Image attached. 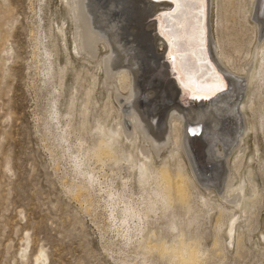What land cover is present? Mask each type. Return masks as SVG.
<instances>
[{"label": "bare ground", "instance_id": "1", "mask_svg": "<svg viewBox=\"0 0 264 264\" xmlns=\"http://www.w3.org/2000/svg\"><path fill=\"white\" fill-rule=\"evenodd\" d=\"M62 1L72 51L92 62L94 70L80 66L81 79L91 75V81L85 80L80 102L70 97L66 111L60 112L56 94L50 97L46 123L81 177L76 190L101 199L109 226L133 250L134 257L124 256L119 264H224L254 214L250 167L237 177L236 162L252 130L248 87L252 80L257 87L264 81V0H234L236 10L227 16L225 8L219 15L226 28L228 17L234 23L240 10L254 34L246 68L235 71L225 66L233 58L216 55L211 46L210 0H183L184 7L175 12L172 0ZM165 11L169 16L161 18ZM232 45L239 53L238 35ZM39 55L44 84L53 83L51 50L44 46ZM217 77L226 89L213 95ZM205 95L212 97L191 99ZM76 114L80 117L73 123ZM75 131L73 151L69 139ZM92 159L99 163L97 174L87 167ZM107 172L120 184L106 181ZM193 184L206 193L193 195ZM213 213L214 249L196 232L198 217ZM46 259L41 249L34 256L41 264Z\"/></svg>", "mask_w": 264, "mask_h": 264}, {"label": "rangeland", "instance_id": "2", "mask_svg": "<svg viewBox=\"0 0 264 264\" xmlns=\"http://www.w3.org/2000/svg\"><path fill=\"white\" fill-rule=\"evenodd\" d=\"M210 1V43L216 55L222 52L233 58L225 64L233 71L249 62L254 34L240 10L234 23L229 16L226 28L222 27L219 15L226 8L228 16L235 8L234 0H230L231 5L229 0ZM65 18L62 0H0V264H41L34 262L40 249L47 255L46 264H119L122 257L130 255L127 259H132L135 255L109 226L101 199L93 194L81 195L84 190H76L81 177L72 171V162L47 127L48 103L53 95L56 94L60 112L66 111L70 97L80 102L88 84L85 80L91 81V75L81 79L80 66L94 70L92 62L72 51L69 24L63 23ZM236 35L241 43L239 53L232 45ZM44 46L51 50L54 61L53 83L49 84H44V65L39 61ZM253 82L249 87L246 85L253 90V111L246 109L252 130L244 136L246 149L236 162V175L246 173L250 167V183L255 189L254 214L249 227L227 253L224 264H264V81L259 82V87ZM52 86L59 87L60 92H54ZM95 96L100 103L103 95L99 89ZM93 113L96 115L99 109ZM79 117L76 114L73 123ZM75 132L69 139L73 151L77 142ZM98 166L92 159L87 167H93L97 174ZM113 168L117 171V165ZM104 169L107 171L108 167L105 165ZM111 177V172H107L104 179L114 181L113 185L120 184L117 176L112 180ZM209 185L212 184L205 186ZM132 188H137L136 183ZM190 190L197 196L206 193L205 188L196 184ZM191 201L195 203L196 198ZM176 208L184 213L179 202ZM210 215L198 217L196 232L204 246L214 249L215 214ZM207 263L216 264L212 260Z\"/></svg>", "mask_w": 264, "mask_h": 264}, {"label": "snow or ice", "instance_id": "3", "mask_svg": "<svg viewBox=\"0 0 264 264\" xmlns=\"http://www.w3.org/2000/svg\"><path fill=\"white\" fill-rule=\"evenodd\" d=\"M172 4L175 5L174 8H172V11L175 12L177 10H180L184 7V3H183V0H172ZM169 16V12L165 11V12H162L160 14V17L163 18V17H167ZM161 34L164 35V31L161 30ZM169 55H171V52L169 53ZM175 58L173 57V60ZM226 88V84L223 82V80L219 77H217V80L215 82V84L212 86V89H210L211 93L213 95H215L217 92H222L224 91ZM198 99L200 98L199 96L197 97ZM205 99H207V95L204 96Z\"/></svg>", "mask_w": 264, "mask_h": 264}, {"label": "water", "instance_id": "4", "mask_svg": "<svg viewBox=\"0 0 264 264\" xmlns=\"http://www.w3.org/2000/svg\"><path fill=\"white\" fill-rule=\"evenodd\" d=\"M159 12V11H158ZM226 89V88H225ZM212 96L210 95V97H208L207 99H209V98H211ZM191 99H193V100H195V101H199V100H204L205 98H204V96H202V97H200L199 99L197 98V96H193V98H191Z\"/></svg>", "mask_w": 264, "mask_h": 264}]
</instances>
